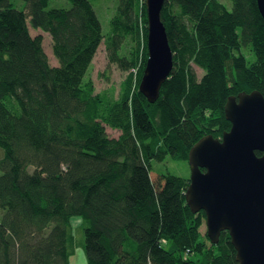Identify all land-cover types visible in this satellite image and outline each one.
<instances>
[{"label": "trees", "instance_id": "16d2710c", "mask_svg": "<svg viewBox=\"0 0 264 264\" xmlns=\"http://www.w3.org/2000/svg\"><path fill=\"white\" fill-rule=\"evenodd\" d=\"M23 1L0 0V264H70L74 217L87 264H236L228 231L212 243L200 230L205 213L186 203L189 178L151 176V161L188 162L202 136L230 129L228 96H264L256 0H164L173 65L153 103L138 90L144 0H118L105 34L89 0ZM29 26L50 35L56 64ZM102 41L127 72L117 97L86 77ZM190 62L204 69L200 79Z\"/></svg>", "mask_w": 264, "mask_h": 264}, {"label": "water", "instance_id": "95a60500", "mask_svg": "<svg viewBox=\"0 0 264 264\" xmlns=\"http://www.w3.org/2000/svg\"><path fill=\"white\" fill-rule=\"evenodd\" d=\"M256 2L264 19V0ZM163 4L145 0L147 59L138 90L151 103L173 65ZM224 113L230 129L220 138L202 136L189 150L186 203L193 213L204 211L212 243L228 231L236 264H264V96L256 89L230 95ZM256 150L263 154L257 156Z\"/></svg>", "mask_w": 264, "mask_h": 264}, {"label": "rangeland", "instance_id": "374dc122", "mask_svg": "<svg viewBox=\"0 0 264 264\" xmlns=\"http://www.w3.org/2000/svg\"><path fill=\"white\" fill-rule=\"evenodd\" d=\"M92 3V10L95 17L99 20L101 25V30L105 34L109 29V18L114 13L118 0H89ZM224 2L227 8H230L229 0H220ZM14 6L18 8H23L24 4L22 0H11ZM71 3L67 0H49L48 8L56 7H69ZM31 35L40 34L42 36V45L46 55L49 58L51 64H56L57 60L52 52V40L48 33L43 32L39 29H32L29 26ZM193 66L196 75L200 77L203 74V68L196 65L194 62H190ZM140 64L138 60L135 66H132L130 69H135ZM127 72L119 68L115 63H111L108 60L107 50L105 48V43L102 41L97 48V51L93 57L91 65L87 71L86 77L88 76L94 83L95 92H101L106 89L114 92V95L117 97L120 83L126 77ZM106 132L110 137H118L121 133L120 129L112 128L106 126ZM151 176L162 175V174H174L181 177L189 178L190 169L188 162L186 160H174L170 157H166L162 161H151ZM80 218L74 217L71 219L74 243L76 246L72 249V254L69 257L70 264H87L85 251H84V234L81 226ZM204 225L200 230L204 234L206 231V225ZM202 238V236L200 237ZM208 242V241H207Z\"/></svg>", "mask_w": 264, "mask_h": 264}, {"label": "bare ground", "instance_id": "6f19581e", "mask_svg": "<svg viewBox=\"0 0 264 264\" xmlns=\"http://www.w3.org/2000/svg\"><path fill=\"white\" fill-rule=\"evenodd\" d=\"M22 1H23V0H22ZM90 3H91V2H90ZM23 4H25V2H24V1H23ZM91 5H92V3H91ZM144 5H145V0H144ZM92 7H93V6H92ZM114 12H115V11H114ZM113 14H114V13H113ZM113 14H112V15H113ZM112 15H111V17H110V18H112V17H113ZM110 18H109V20H110ZM108 22H109V21H108ZM32 36H35V35H32ZM202 70H203V74H202L200 77H198V76H197V78H198V79H200V78H201V77L204 75V72H205V71H204V69H202ZM131 71H133V72H134V74H135V71H134V69H132ZM87 77H88V76H87ZM225 103H226V102H225ZM224 105H225V104H224ZM206 114H207V115H210L209 113H206ZM226 131H228V130H225V131H223V132H222V134H223L224 132H226ZM222 134L220 135V137L222 136ZM155 161H157V160H155ZM71 229H72V228H71ZM74 246H76V244H75ZM74 246H73V247H74Z\"/></svg>", "mask_w": 264, "mask_h": 264}, {"label": "flooded vegetation", "instance_id": "af4514ba", "mask_svg": "<svg viewBox=\"0 0 264 264\" xmlns=\"http://www.w3.org/2000/svg\"><path fill=\"white\" fill-rule=\"evenodd\" d=\"M234 96H237V95H234ZM236 100H237V97H236ZM218 138H220V136H218ZM255 153L257 156H261L263 154V152H261L259 150H256Z\"/></svg>", "mask_w": 264, "mask_h": 264}, {"label": "built area", "instance_id": "2783aa9c", "mask_svg": "<svg viewBox=\"0 0 264 264\" xmlns=\"http://www.w3.org/2000/svg\"><path fill=\"white\" fill-rule=\"evenodd\" d=\"M137 69H138V67H137V68H135V69H134V71L136 72V71H137Z\"/></svg>", "mask_w": 264, "mask_h": 264}]
</instances>
